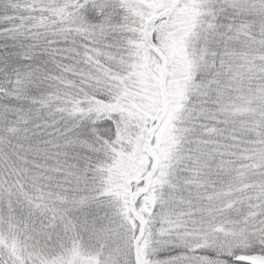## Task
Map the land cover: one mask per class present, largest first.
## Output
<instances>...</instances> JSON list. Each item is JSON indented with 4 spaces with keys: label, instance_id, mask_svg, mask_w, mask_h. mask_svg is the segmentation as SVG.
I'll list each match as a JSON object with an SVG mask.
<instances>
[{
    "label": "snow or ice",
    "instance_id": "obj_1",
    "mask_svg": "<svg viewBox=\"0 0 264 264\" xmlns=\"http://www.w3.org/2000/svg\"><path fill=\"white\" fill-rule=\"evenodd\" d=\"M0 264H264V0H0Z\"/></svg>",
    "mask_w": 264,
    "mask_h": 264
}]
</instances>
